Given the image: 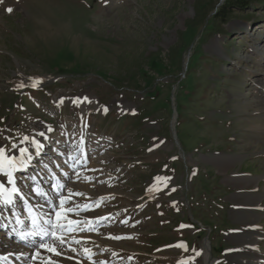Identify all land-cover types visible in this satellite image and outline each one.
<instances>
[{
	"label": "rangeland",
	"instance_id": "374dc122",
	"mask_svg": "<svg viewBox=\"0 0 264 264\" xmlns=\"http://www.w3.org/2000/svg\"><path fill=\"white\" fill-rule=\"evenodd\" d=\"M228 1L0 3V184L59 252L24 264H264V6Z\"/></svg>",
	"mask_w": 264,
	"mask_h": 264
},
{
	"label": "trees",
	"instance_id": "16d2710c",
	"mask_svg": "<svg viewBox=\"0 0 264 264\" xmlns=\"http://www.w3.org/2000/svg\"><path fill=\"white\" fill-rule=\"evenodd\" d=\"M260 6H264V0H229L227 5L216 13L215 20L220 19L224 21L234 10L244 11L249 7L258 10ZM245 30L247 29H244V32ZM243 34L245 35V33Z\"/></svg>",
	"mask_w": 264,
	"mask_h": 264
},
{
	"label": "bare ground",
	"instance_id": "6f19581e",
	"mask_svg": "<svg viewBox=\"0 0 264 264\" xmlns=\"http://www.w3.org/2000/svg\"><path fill=\"white\" fill-rule=\"evenodd\" d=\"M85 152V151H84ZM17 159V158H16ZM27 163V161H26ZM19 164V162H18ZM26 165V164H25ZM27 166V165H26ZM17 240H12L11 242V247L9 249V251H13V250H16L17 249V245H18V241L16 242ZM1 245V244H0ZM29 247L25 246L23 248V252L25 251H29ZM202 251H203V259L201 261V264H214V260L215 258L212 257L211 255V252H210V246H209V243L208 241H205L202 243ZM24 262H26V260L23 261V264Z\"/></svg>",
	"mask_w": 264,
	"mask_h": 264
},
{
	"label": "snow or ice",
	"instance_id": "6c2138e0",
	"mask_svg": "<svg viewBox=\"0 0 264 264\" xmlns=\"http://www.w3.org/2000/svg\"><path fill=\"white\" fill-rule=\"evenodd\" d=\"M2 2H3V0H0V3H2ZM12 10L13 9L11 7H9V8L6 9V11H8V12H12ZM4 162H6L9 166H11V164H12V161L11 160L5 161V158L3 157L2 153H0V167L3 166V163ZM60 204L61 205L64 204V200L63 199L60 200ZM56 216L59 217L60 216V213L57 212L56 213ZM42 247H44L49 252H52V253H55V254L59 255L58 250L55 249V248H53V247H51V246H49V245H43Z\"/></svg>",
	"mask_w": 264,
	"mask_h": 264
},
{
	"label": "water",
	"instance_id": "95a60500",
	"mask_svg": "<svg viewBox=\"0 0 264 264\" xmlns=\"http://www.w3.org/2000/svg\"><path fill=\"white\" fill-rule=\"evenodd\" d=\"M171 128H173V123H172V126H170V129H171ZM172 136H173V138L175 139V133H174V132L172 133ZM204 240L207 241V236H206V238H205ZM204 240H203V241H204ZM216 251H217L218 253H220V252H221V249H218V250H216Z\"/></svg>",
	"mask_w": 264,
	"mask_h": 264
}]
</instances>
